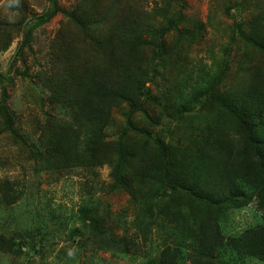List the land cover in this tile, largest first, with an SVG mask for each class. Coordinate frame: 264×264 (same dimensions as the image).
I'll list each match as a JSON object with an SVG mask.
<instances>
[{
	"label": "trees",
	"instance_id": "16d2710c",
	"mask_svg": "<svg viewBox=\"0 0 264 264\" xmlns=\"http://www.w3.org/2000/svg\"><path fill=\"white\" fill-rule=\"evenodd\" d=\"M9 3L12 8L19 4L21 15L10 26L20 24L17 29L23 38L16 46L8 74H0V125L5 129H14V119L6 107V88L12 83L9 73L31 78L22 56L31 48L35 29L61 13L74 28L92 36L76 39V43L70 37L67 45L54 50L52 65L47 62L31 78L39 100L47 101L50 107L70 105L72 111L77 110L72 121L84 123L72 128L71 123L43 111V128L50 129L45 135L48 139L51 135L49 145L54 152L48 156L44 149L41 151L38 165L42 169L64 165L62 158L69 167H92L107 159L104 128L114 108L128 106L124 127L111 143V185L115 191L142 195L143 217L132 239L120 236L113 241L95 212L87 206L78 208L82 225L94 229L106 243L101 248L108 245L113 249L117 243L118 254L142 252L148 256L143 264L264 263V9L247 21L251 24L248 32H242L243 20L237 22L249 50L234 64L233 82L221 90L223 75L231 70L226 63L214 73L206 72L205 66L200 68L193 83L188 79L191 75L179 83L169 79V74L180 66L182 69L188 60L186 55H178L180 46L192 43L200 28L198 21L192 22L191 29L179 28L186 21L179 9L174 16L168 9L162 23L151 28L137 0H78L69 10L58 0H49L43 14L22 26L27 18L21 10L23 0ZM8 33L9 28L0 21L3 48L11 43ZM80 43L83 45L71 61H62V49L72 50ZM97 49L96 56L90 53ZM17 60L21 71L13 68ZM159 113L168 121H162L161 126L156 123L158 119H151L152 114ZM199 117L206 123L195 125L191 131V127H184L182 141L174 139L178 132L171 130L172 122L190 123ZM141 120L143 125L138 123ZM13 135L20 142L21 134L13 131ZM23 147H19L22 152ZM62 151L71 155L62 156ZM37 152L39 148L31 149L28 158L34 159ZM145 184L146 193L142 191ZM3 200L13 202L8 194H3ZM251 204L262 212V221L240 232L226 233L224 223L230 213ZM152 225L165 229L164 244L158 249L155 246L159 257L142 246L153 241ZM29 235L43 241L49 229L39 225ZM150 244L149 250H155Z\"/></svg>",
	"mask_w": 264,
	"mask_h": 264
},
{
	"label": "rangeland",
	"instance_id": "374dc122",
	"mask_svg": "<svg viewBox=\"0 0 264 264\" xmlns=\"http://www.w3.org/2000/svg\"><path fill=\"white\" fill-rule=\"evenodd\" d=\"M11 1L0 0V21L9 28L7 40L11 39L7 48L0 46V74L7 73L16 46L23 38L22 31L17 29L20 24L10 26L15 24L21 15L19 4H14V9L9 3ZM76 1L78 0H58V3L62 8L69 10ZM137 2L145 11L148 27L159 26L162 18L165 19L164 15L168 9L171 16H174L178 9L183 12L186 21L180 23L179 28L185 26L191 29L194 25L192 22L200 23L196 39L179 48L178 55L188 57L186 65L182 69L180 66L177 71L174 69L169 74V79L179 83V79L182 77L186 79L191 75L192 79H188L193 83V79L198 78L197 72L200 68L205 66L206 72L214 73L218 68L221 69V64L224 66L226 63L231 70L228 69L229 75H223L221 90L228 88L233 82L235 74L232 68L239 62L241 55L249 50L239 34L237 22L243 20L242 32H248L251 24L247 21L252 20L264 9V0H137ZM22 6L21 10L27 14L26 21L22 24L25 26L35 15L43 14L49 7V0H23ZM70 37L74 38V43L80 38L92 39L89 33L85 34L74 28L61 13H57L50 21L35 29L31 48L25 49L22 56L31 78L47 62L49 64L51 62L52 65L55 58L54 50L60 45H67ZM82 45L83 43L75 44L72 50L70 47H64L61 51L62 61L67 58L71 61L73 54ZM84 45L88 50V44ZM97 51L98 49L91 50L90 53L96 56ZM13 68L15 71L23 69L19 60L16 63L14 61ZM9 75L12 77V83L6 88V107L14 119V129L13 127L11 130L5 129L0 125V264H143L148 256L142 252L128 251L124 255L118 254L117 243L113 249L108 245L101 248L106 244H103L101 236L96 234L94 229L82 225L77 215L78 208L89 207L105 222L108 228L107 236L113 238V241L120 236L132 239L135 233L139 232L143 217L140 214L142 195L115 191L111 185L114 165L112 159L114 155H109L114 152L111 143L114 144L124 127L128 106L124 104L114 108L109 123L104 128L103 135L108 143L107 159L98 161L92 167L84 165L69 167L65 165L67 159L62 158L64 165L42 169L38 165L41 151L44 149L46 152L44 155L48 156L54 152L49 145L51 135L49 139L45 135L50 134V129L43 128V111H49L60 120L71 123L72 128L77 125L83 127L84 123L72 121L77 110L72 111L70 105L50 107L47 101L45 103L42 99L39 100L31 87L32 79L27 75L22 76L14 72ZM2 101L0 83V105ZM200 118L190 119V123H186V120L172 122L171 125L169 123L171 130L178 132L174 139L179 138V142L182 141L180 135L184 127H191L189 129L191 131L195 125L206 123L205 119ZM151 119H158L156 123L159 126L162 121L168 122L160 113L159 116L152 114ZM138 123L143 125V120ZM12 130L21 134L20 142ZM23 145L26 146L23 147L24 152L19 148ZM38 148L36 157L28 158L30 150ZM67 154L71 155L62 151V156ZM143 190L147 192L146 184L142 186ZM3 194L11 196L13 202L4 201ZM261 215L262 212L257 210L254 204L234 211L224 223V231L237 233L255 226L262 221ZM43 224L49 229V235L44 236L43 241L29 235V231H35L36 226ZM152 226L150 229L153 241L151 244L150 241H146L142 246L146 251H151L150 254L159 257L156 247L158 249L164 244L162 239L165 240V229ZM149 244L154 246L155 250H149ZM250 264L264 263L253 260Z\"/></svg>",
	"mask_w": 264,
	"mask_h": 264
}]
</instances>
